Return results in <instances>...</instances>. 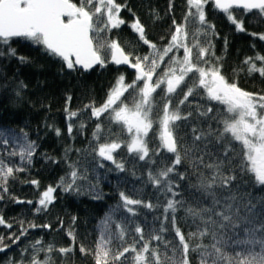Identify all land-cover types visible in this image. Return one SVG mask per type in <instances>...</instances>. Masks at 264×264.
Masks as SVG:
<instances>
[{
  "label": "snow or ice",
  "instance_id": "snow-or-ice-1",
  "mask_svg": "<svg viewBox=\"0 0 264 264\" xmlns=\"http://www.w3.org/2000/svg\"><path fill=\"white\" fill-rule=\"evenodd\" d=\"M186 4L183 22L173 20L174 31L167 43L161 45L147 38L145 26L133 13L130 27L138 42L148 48L145 54H136L135 48L126 51L118 39L111 37L113 30L127 23L121 16L122 9L131 11L127 0H0V57H16L17 50L11 44L24 40L59 59L69 71L83 74L109 64L128 66L135 71L131 82L123 73L116 76L101 104L84 105L91 117L98 121L107 117L110 124L120 128L118 135L105 137L102 124L97 122L92 152L104 161H111L120 171L125 169V164L116 159L121 149L139 161L150 163L148 183L167 198L154 205L151 201L134 199L136 192H119L120 203L99 225L95 248L79 246L82 254L93 255L95 264H191L190 253L198 256V264H264V196L255 198L246 190L264 188V94L245 91L236 82H229L222 74L221 58L216 57L211 40L201 43V38L207 39L209 32L215 35V26L206 18V5L211 4L215 10L225 13L238 31H245L243 21L237 19L240 10L244 14L256 10V14L264 17V0H186ZM189 23L196 26L191 36ZM259 38L264 40V34ZM17 58L22 63L27 62L26 57ZM244 64L248 66L249 75L259 73L264 77V55L257 53L255 57H247ZM19 87L23 89L26 85L21 82ZM200 94L207 106L197 103L194 107L196 122L190 127L189 144L179 132L182 125L187 127L193 120L194 113L184 108L191 107L190 97ZM179 96L182 98L177 100ZM67 99L71 101L72 97ZM212 102L223 105L224 111L216 112ZM65 111L71 134V121L80 115V110L71 111L66 107ZM79 128H84L83 122ZM55 131L60 135L59 129ZM21 135L22 141L11 130L0 131V143L7 145L10 138L17 143L19 151L13 150L8 156H19L21 161L31 164L36 144L29 141L22 130ZM102 139L104 142H100ZM150 141H158V146L150 148ZM208 144L219 146L222 153L213 158L214 154L206 151ZM162 152L171 154L165 158L170 162L157 166ZM186 161H190L192 172H177V166ZM69 169L57 187L81 194L82 186L77 181L87 180V176L81 174L75 163L69 164ZM24 170L0 158V200L4 199L3 193L8 192V179ZM173 173L181 180L195 177L190 187L199 195L192 202L177 199L181 193L176 191L179 185L174 182ZM31 183L39 185L35 180ZM89 190L94 198H101L94 185L90 184ZM55 191L56 188L49 186L40 193L36 212L48 209L55 199ZM12 199L17 203H33ZM257 204L262 208L260 213L255 211ZM137 206L162 209L160 227L151 230L146 237L145 229L138 223L130 230L127 225L132 220L126 218L115 223L113 231L115 212L122 208L130 217H137ZM181 210L185 221L195 227L187 234L177 225V213ZM75 219L73 217V223ZM168 224L174 241L165 239ZM0 225L12 228L3 216H0ZM36 227L50 228L51 225L30 222L25 228L21 223L19 235L8 236L11 244H6L5 237L0 235V253L11 250L12 245L27 236L29 228ZM67 234L72 239L68 247L54 249V245L44 246L37 240L21 249L19 260L8 258L4 264H26V259L27 264H51L50 254L54 250L63 255L74 251V230L70 229ZM130 234L138 239L127 243ZM205 239L209 243H204ZM40 253H44L43 260Z\"/></svg>",
  "mask_w": 264,
  "mask_h": 264
},
{
  "label": "trees",
  "instance_id": "trees-1",
  "mask_svg": "<svg viewBox=\"0 0 264 264\" xmlns=\"http://www.w3.org/2000/svg\"><path fill=\"white\" fill-rule=\"evenodd\" d=\"M127 5L131 11L122 9L121 12L122 18L127 23L121 25L120 29L113 30L111 37L118 39L126 51L135 48L136 54H145L148 48L142 42H138L137 35L130 27L134 19L133 13L145 26L147 38L161 45L167 43L170 33L174 31L173 20L182 23L187 11L186 0H127ZM205 11L208 23L215 26V35L209 32L207 39L201 38V43L211 40L216 57L221 58L222 74L229 82H236L245 91L264 94V77L259 73L249 75L248 66L244 64L247 57H255L257 53L264 55V40L259 38L260 34H264V17L256 14V10L247 14L240 10L237 19L243 21L245 31H238L227 19V15L215 10L211 4L206 5ZM195 28V25L189 23L190 36ZM161 37H164L163 41ZM11 46L17 50V56L0 57V131L8 133L11 130L22 141V130L27 134L29 141L35 142L36 148L31 164H26L19 156H8L13 150L19 151L17 143L10 138L7 145L0 143V158L9 165L25 168L24 171L16 172L14 177L8 179V192L3 193L4 199L0 200V216H3L7 224L12 225L11 229L6 225H0V235L5 237L6 244H11L8 236L12 233L19 235L21 223L25 228L30 222L36 225L47 224L51 227L29 228L27 236L22 237L17 245H12L11 250L6 253H0V264H4L8 258L19 260L21 249L37 240H41L44 246L54 245V249L68 247L72 244V239L67 234L70 229L74 230L76 237L74 251L63 255L54 250L50 254L51 264H95L93 255L82 254L79 246L83 244L86 249L95 248L99 237V225L102 219L120 203L119 192L124 191L126 194L136 192L137 194L133 195L134 199L151 201L154 205L164 202L167 198L148 183L147 173L151 167L150 163L139 161L128 155L126 150L121 149L116 159L125 164V169L120 171L111 161H104L92 152V148L95 147L93 131L97 122L102 124L105 137L118 135L120 128L110 124L107 117L99 121L91 117L90 110H84V105L90 102L101 104L116 76L123 73L127 81L131 82L135 72L126 67L109 64L106 68L98 66L90 72L81 74L67 70L59 59L46 55L42 49L30 42L16 40ZM18 56L26 57L27 62L22 63ZM21 82L26 85L23 89L19 87ZM69 96L72 97L71 101L67 99ZM181 98L182 96H179L177 100ZM189 102L191 107H185L184 111H193L194 118L188 122L187 127L182 125L179 135L185 137V141L190 144V127L196 122L194 107L197 103L204 107L207 104L202 94L190 97ZM212 106L216 112L224 111V106L221 104L212 102ZM66 107L71 111L80 110V115L71 121L73 123L71 134L68 132L70 121L65 111ZM81 122L84 123L83 129L79 128ZM201 124L203 125L202 121ZM203 126L207 127V125ZM213 127L216 125L213 124ZM55 129L60 130V135L56 134ZM157 146L158 141H150V148L155 149ZM200 147L203 149L204 144L201 143ZM236 148L239 149L238 144ZM206 151L212 152L213 158H216L223 149L208 144ZM167 157H171V154L162 152L157 166H162L161 162L169 163L170 161L165 159ZM207 160L206 157V162ZM71 163H75L81 174L87 176V180L77 181L78 185L82 186L81 194L75 191L66 192L63 188L57 187L61 177H65L70 171ZM101 164L103 167L100 166ZM177 172L191 173L190 161L177 166ZM171 175L174 182L179 185L176 191L181 193L177 199L192 202L193 198L199 195L190 187V184L195 183V177L181 180L175 173ZM33 180L38 181L39 185L32 184ZM90 184L95 186V192L99 193L101 198H94L89 190ZM49 186L56 188L53 193L55 199L46 211L36 212L40 193ZM246 190L255 198L264 196V188L251 187ZM13 197L19 198L20 201L30 200L33 203H17L14 202ZM253 203H256L255 199ZM136 211L139 213L137 217H130V214L122 208L115 212L112 230H116L115 223H121L126 218L132 220V223L127 225L130 230H134L138 223L145 229L146 237L151 230L160 227L163 220L162 209L137 206ZM255 211L257 213L262 211L259 204ZM184 215L182 210L177 213V225L187 234L188 231H194L195 227L190 226V221H185ZM73 217L76 218L75 223ZM167 226L169 232L165 234V239L174 241L171 226L170 224ZM126 239L127 243H131L133 239H138V236L134 237L130 234ZM204 243L209 241L205 239ZM161 251H164L163 247ZM168 254L171 255V252L169 251ZM28 255L30 253L25 254L26 258ZM40 259H44V253H40ZM190 260L191 264H198L196 254L190 253Z\"/></svg>",
  "mask_w": 264,
  "mask_h": 264
},
{
  "label": "water",
  "instance_id": "water-1",
  "mask_svg": "<svg viewBox=\"0 0 264 264\" xmlns=\"http://www.w3.org/2000/svg\"><path fill=\"white\" fill-rule=\"evenodd\" d=\"M98 67V66H97ZM97 67H95V68H97ZM119 67H126V68H128V69H130V70H132L131 68H129L128 66H119ZM132 71H134V70H132ZM135 72V71H134Z\"/></svg>",
  "mask_w": 264,
  "mask_h": 264
},
{
  "label": "rangeland",
  "instance_id": "rangeland-1",
  "mask_svg": "<svg viewBox=\"0 0 264 264\" xmlns=\"http://www.w3.org/2000/svg\"><path fill=\"white\" fill-rule=\"evenodd\" d=\"M181 54H182V52H181Z\"/></svg>",
  "mask_w": 264,
  "mask_h": 264
}]
</instances>
